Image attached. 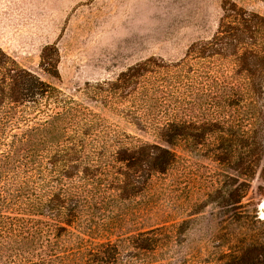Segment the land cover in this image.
<instances>
[{"label":"rangeland","instance_id":"rangeland-1","mask_svg":"<svg viewBox=\"0 0 264 264\" xmlns=\"http://www.w3.org/2000/svg\"><path fill=\"white\" fill-rule=\"evenodd\" d=\"M230 2L264 18V0H0V47L84 106L104 138L88 148L150 151L135 155L140 193L117 207L110 238L179 231L167 246L175 264H223L224 254L264 246V68L254 101L236 60L205 53ZM135 68L140 79L120 80ZM184 124L191 140L174 133ZM154 146L175 159L147 180Z\"/></svg>","mask_w":264,"mask_h":264},{"label":"trees","instance_id":"trees-1","mask_svg":"<svg viewBox=\"0 0 264 264\" xmlns=\"http://www.w3.org/2000/svg\"><path fill=\"white\" fill-rule=\"evenodd\" d=\"M223 11L204 52L236 60L257 101L264 18L231 2ZM141 71L135 68L120 80L140 79ZM96 128L82 104L20 67L0 47V264H175L167 246L181 238L179 231L159 227L110 238L118 226L115 210L140 193L136 168L144 159L135 155L147 157L150 151L91 150L88 146L104 139ZM192 128L176 126L174 133L191 140ZM248 135L246 164L253 173L258 133ZM161 136L174 147L167 132ZM151 149L143 175L147 180L165 174L175 159L168 149ZM222 261L264 264V246L224 254Z\"/></svg>","mask_w":264,"mask_h":264}]
</instances>
